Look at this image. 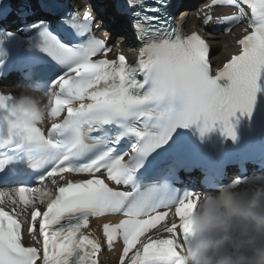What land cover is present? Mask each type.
<instances>
[{
    "label": "snow or ice",
    "instance_id": "6c2138e0",
    "mask_svg": "<svg viewBox=\"0 0 264 264\" xmlns=\"http://www.w3.org/2000/svg\"><path fill=\"white\" fill-rule=\"evenodd\" d=\"M182 7L181 0H108L105 15L81 16L62 0H41L51 19L28 27L53 69L42 83L51 123L46 131L17 126L13 95L0 93V264H101L105 245L112 251L117 242L118 264H181L199 194L168 202L148 161L177 128L199 124L204 136L219 127L235 139L233 120L251 115L261 90L264 0H208L197 12L209 32L215 24L227 34L246 21L239 53L215 74L210 42L170 23ZM109 22L131 27L135 64L123 52L108 58L121 47ZM109 216L122 218L102 225V242L88 230Z\"/></svg>",
    "mask_w": 264,
    "mask_h": 264
},
{
    "label": "clouds",
    "instance_id": "9594fccd",
    "mask_svg": "<svg viewBox=\"0 0 264 264\" xmlns=\"http://www.w3.org/2000/svg\"><path fill=\"white\" fill-rule=\"evenodd\" d=\"M15 123L21 128L48 119L41 82L18 85ZM181 264H264V177L201 192L191 215Z\"/></svg>",
    "mask_w": 264,
    "mask_h": 264
},
{
    "label": "bare ground",
    "instance_id": "6f19581e",
    "mask_svg": "<svg viewBox=\"0 0 264 264\" xmlns=\"http://www.w3.org/2000/svg\"><path fill=\"white\" fill-rule=\"evenodd\" d=\"M81 3H84V2H80L79 3L80 6H82ZM83 7L87 9V8L90 7V5H85ZM189 8H190L189 5H187V4L183 5V7L181 8V10L184 9V11L182 13L183 16L188 15ZM202 16L203 15H201L200 17H202ZM186 25L191 30H194L195 28H198L200 26V23L197 21V15H196L195 18H188L186 20ZM210 27L215 29L216 25L214 24V25H212ZM201 29L206 34H208V35L210 34L208 28L202 27ZM243 33H244V30L242 29V27H238L235 30H233L228 36H224V35H215V36L209 35L210 42H211V45H212V60H213L215 65H217L218 67L221 66L225 61L230 59L231 56L234 55L238 51V47L236 45V40ZM119 42H122V41H119ZM121 51H123V50L121 49ZM44 77H45V80H47L48 77L47 76H44ZM105 264H116V260H114L112 258H107Z\"/></svg>",
    "mask_w": 264,
    "mask_h": 264
},
{
    "label": "rangeland",
    "instance_id": "374dc122",
    "mask_svg": "<svg viewBox=\"0 0 264 264\" xmlns=\"http://www.w3.org/2000/svg\"><path fill=\"white\" fill-rule=\"evenodd\" d=\"M118 32H119V31H118ZM118 32L116 31L115 36L118 34ZM120 32H124V33H125V30H123V31L120 30ZM215 52H216V51H215Z\"/></svg>",
    "mask_w": 264,
    "mask_h": 264
}]
</instances>
